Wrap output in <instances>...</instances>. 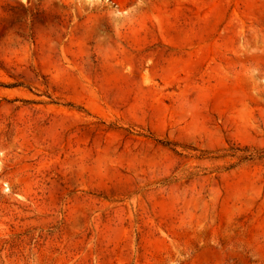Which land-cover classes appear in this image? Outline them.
<instances>
[{
  "label": "rangeland",
  "instance_id": "1",
  "mask_svg": "<svg viewBox=\"0 0 264 264\" xmlns=\"http://www.w3.org/2000/svg\"><path fill=\"white\" fill-rule=\"evenodd\" d=\"M0 264H264V0H0Z\"/></svg>",
  "mask_w": 264,
  "mask_h": 264
},
{
  "label": "trees",
  "instance_id": "2",
  "mask_svg": "<svg viewBox=\"0 0 264 264\" xmlns=\"http://www.w3.org/2000/svg\"><path fill=\"white\" fill-rule=\"evenodd\" d=\"M66 106H68V107H73L72 104H66Z\"/></svg>",
  "mask_w": 264,
  "mask_h": 264
}]
</instances>
